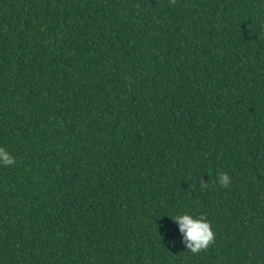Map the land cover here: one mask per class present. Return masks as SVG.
Returning <instances> with one entry per match:
<instances>
[{
    "label": "trees",
    "instance_id": "16d2710c",
    "mask_svg": "<svg viewBox=\"0 0 264 264\" xmlns=\"http://www.w3.org/2000/svg\"><path fill=\"white\" fill-rule=\"evenodd\" d=\"M0 147V264H264V0H0Z\"/></svg>",
    "mask_w": 264,
    "mask_h": 264
},
{
    "label": "clouds",
    "instance_id": "9594fccd",
    "mask_svg": "<svg viewBox=\"0 0 264 264\" xmlns=\"http://www.w3.org/2000/svg\"><path fill=\"white\" fill-rule=\"evenodd\" d=\"M176 0H170V5H174ZM15 158L4 147H0V165L12 167L15 164ZM217 181L221 187L227 188L232 180L228 173H218ZM200 187L206 189L208 182L200 178ZM179 225V231L183 235V243L186 249L192 254H198L207 251L215 244L216 234L211 223L207 220L206 214L193 217L190 214L175 215L170 217Z\"/></svg>",
    "mask_w": 264,
    "mask_h": 264
}]
</instances>
